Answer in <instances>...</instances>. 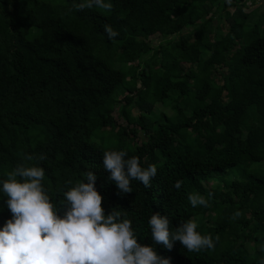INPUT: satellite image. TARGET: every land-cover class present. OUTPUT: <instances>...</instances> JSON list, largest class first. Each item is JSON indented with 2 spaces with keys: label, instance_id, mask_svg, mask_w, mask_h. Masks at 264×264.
I'll use <instances>...</instances> for the list:
<instances>
[{
  "label": "trees",
  "instance_id": "trees-1",
  "mask_svg": "<svg viewBox=\"0 0 264 264\" xmlns=\"http://www.w3.org/2000/svg\"><path fill=\"white\" fill-rule=\"evenodd\" d=\"M246 1L111 0L109 12L78 10L81 0H0V182L23 156L44 155L29 164L45 169L54 203L92 171L106 214L121 211L142 244L153 243L154 213L167 214L173 230L212 221L211 230H197L218 237L213 249L156 245L172 264H262L264 11L244 12ZM106 24L122 38L109 39ZM155 34L163 43L151 42ZM157 103L163 108L150 119ZM224 113L250 120L221 142L212 133L225 125L213 119ZM106 150L156 164L152 187L133 180L132 192L118 194L103 168ZM213 181L209 206L192 207L188 195L207 198ZM6 200L0 192V228L12 215Z\"/></svg>",
  "mask_w": 264,
  "mask_h": 264
},
{
  "label": "clouds",
  "instance_id": "clouds-1",
  "mask_svg": "<svg viewBox=\"0 0 264 264\" xmlns=\"http://www.w3.org/2000/svg\"><path fill=\"white\" fill-rule=\"evenodd\" d=\"M74 7L110 12L113 4L111 0H81ZM104 30L109 39L119 35L110 24ZM44 159V155L23 156V162L0 182V192L7 197L12 214L0 228V264H172L170 257L157 252L156 245L170 251L180 242L189 252L215 247L218 237L198 231L195 219L181 222L173 230L169 216L160 213L152 214L148 221L153 243L142 244L132 221L121 211L106 214L103 194L96 187L97 175L92 171L85 174L86 182L76 183L63 192V201L54 203L43 183L45 169L38 163L29 164ZM103 168L110 173L108 179L116 184L120 195L133 191V180L152 187L151 181L157 175L156 164L143 167L139 158L129 157L126 150L104 151ZM173 186L180 189L182 181L177 180ZM212 196L211 192L207 198L190 193L188 200L194 208L208 207ZM58 205L66 207L63 215ZM239 215L237 211L233 219ZM260 248L264 251V244Z\"/></svg>",
  "mask_w": 264,
  "mask_h": 264
},
{
  "label": "rangeland",
  "instance_id": "rangeland-1",
  "mask_svg": "<svg viewBox=\"0 0 264 264\" xmlns=\"http://www.w3.org/2000/svg\"><path fill=\"white\" fill-rule=\"evenodd\" d=\"M228 10L232 11L233 7L229 6L228 4ZM242 10L244 12H251V13H255V14H259L261 12L264 11V0H247L246 1V5L242 6ZM89 12V10L87 11ZM171 16L174 17V14L171 13ZM220 25L222 27L220 34H224L225 31L227 30V22L226 20L223 18V21L220 22ZM195 30H200V27L197 26V24L195 26H192ZM191 28H188V30H190ZM184 32L186 31L185 29L183 30ZM213 29L210 31L211 36H213ZM254 36V34H251V36L249 37L250 39ZM118 38H122V34L119 35ZM151 38V42L153 44H159V43H163L162 40L160 41V35L159 34H155L150 36ZM172 40H177V37H173ZM184 66H188L187 63H184ZM198 65L193 66V69H196ZM217 79V83L216 84H221L222 83V79L221 78H216ZM241 96V90L239 92V98ZM121 97V95H119V98ZM242 97V96H241ZM167 102H169V100H166ZM164 104H160L157 103L155 104L152 113H150L149 118L152 119L153 117L157 116L159 114V112L162 110ZM138 109L134 108L132 109V114H137ZM113 115H115V113H113ZM250 120V115L245 113V114H238L236 116H230L229 114H220L219 116L215 117L213 119V125L214 126H218L219 124H223L225 125L224 130H216L215 132L212 133L213 136L217 137L221 142H224L225 139L228 138V131L230 129H232L234 127V125L236 123H248ZM118 122L121 123L123 122L122 119H118ZM184 134V133H183ZM185 135V134H184ZM138 143H141L144 141V137L140 136L138 139L136 138V140ZM215 182H210L207 187L205 188V192L208 193L210 191V189L214 186ZM215 207H219L215 206ZM222 208V206H221ZM198 223V229H204V230H211L213 227V222L212 221H205L204 219H199L196 218L195 219Z\"/></svg>",
  "mask_w": 264,
  "mask_h": 264
}]
</instances>
